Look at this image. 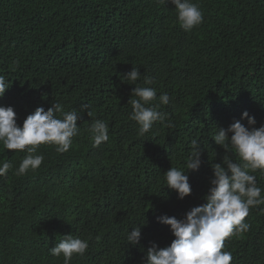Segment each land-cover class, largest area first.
<instances>
[{"label": "trees", "instance_id": "trees-1", "mask_svg": "<svg viewBox=\"0 0 264 264\" xmlns=\"http://www.w3.org/2000/svg\"><path fill=\"white\" fill-rule=\"evenodd\" d=\"M192 2L204 19L186 32L170 0H0V75L10 86L0 106H12L20 126L53 103L64 111L87 104L91 112H81L68 152L40 145L33 155L44 156L42 165L23 176L14 173L27 151L0 142V163L12 164L0 177V264H64L50 249L68 234L89 244L70 264H143L152 242L164 248L175 239L157 217L182 219L205 203L210 162L226 154L239 162L212 137L236 120L251 127L244 111L255 127L264 125V0ZM133 66L141 74L136 83L156 89L153 106L169 95L158 110L175 127L158 121L138 135L128 103L135 85L123 76ZM95 120L109 127L99 147L88 131ZM192 140L202 163L189 173L192 193L181 200L165 173L188 171ZM254 175L264 189V174ZM245 222L250 229L227 238L223 250L232 253L231 264H264V204L250 208ZM136 226L143 227L133 246L127 234Z\"/></svg>", "mask_w": 264, "mask_h": 264}, {"label": "clouds", "instance_id": "clouds-1", "mask_svg": "<svg viewBox=\"0 0 264 264\" xmlns=\"http://www.w3.org/2000/svg\"><path fill=\"white\" fill-rule=\"evenodd\" d=\"M156 2L167 4L169 0ZM170 2L176 6L178 21L184 31L191 32L203 23V13L192 0ZM123 76L129 81L128 84L135 85L132 97L136 98H131L128 103L133 110L130 119L137 122L139 136L148 133L158 121H167V127H175L168 114L158 110L161 104H169L170 97L167 93L160 95L159 103L153 106L157 91L153 87H143L136 83L141 77L139 69L133 66V70ZM143 82L151 85L153 79L144 76ZM9 87L6 78L0 75V98ZM83 111L91 116L87 104L82 105L79 111H64L60 103H53L47 110L38 107L20 126L14 108L0 106V142L3 148L28 153L22 158L14 174L23 176L29 170L36 171L40 168L44 156L33 155L40 145H55L58 153L68 152L73 138L80 134L78 120ZM57 113L62 118H58ZM242 119H247L251 127L236 120L227 129L219 127L212 137L225 152L234 150L239 162H234L227 154L222 163L210 162L213 178L210 180L211 187L204 196L205 203L193 207L182 219L168 215L157 217L159 222L170 226L175 239L170 246L164 248L152 242L146 250L143 264H231L232 253L223 250L225 240L247 232L251 226L245 222V218L249 215L250 208L264 204V189L257 186V177L254 175L257 171L264 174V125L255 127L256 119L248 111L242 113ZM88 131L93 147L109 141V127L103 120L93 121ZM191 144L192 151L186 162L188 171L171 167L165 173L167 188L175 191L181 200L192 193L189 173L198 171L202 163L200 143L192 140ZM11 168L12 164L8 161L0 163V177L7 176ZM142 227H133L128 232V244L135 246L140 243ZM88 247L87 240L68 234L63 235V239L51 247L50 253L55 257L62 255L64 264H70L74 254L83 256Z\"/></svg>", "mask_w": 264, "mask_h": 264}]
</instances>
